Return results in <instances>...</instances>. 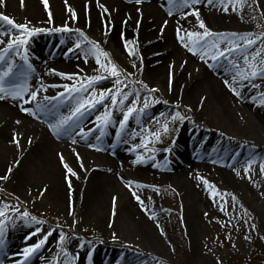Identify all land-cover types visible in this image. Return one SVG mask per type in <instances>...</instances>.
Returning a JSON list of instances; mask_svg holds the SVG:
<instances>
[{"label":"rangeland","instance_id":"rangeland-1","mask_svg":"<svg viewBox=\"0 0 264 264\" xmlns=\"http://www.w3.org/2000/svg\"><path fill=\"white\" fill-rule=\"evenodd\" d=\"M258 3L259 8L255 4H252V0H247V5L243 9H239L238 7L237 11H232L230 7L228 12H224L218 3L212 5L213 15L223 18L222 23H219V25L221 24V30H218L217 25L215 26V21L212 16H202L200 9L204 7L203 3L196 7L199 9L201 19L204 20L206 26L213 32L254 33L259 35L261 32H264V0H258ZM141 5H149L153 10H158L165 15L164 11L160 8L162 4H159V0H143ZM248 5H251V7ZM184 10L189 12L192 9ZM207 11L209 12V8H207ZM0 13L13 18L16 23L30 22V27L47 29L48 27H60L65 24L60 23L56 25L54 20L51 24L47 22L46 24H37L35 21L37 18H41L42 16L45 18L47 16L44 14L41 16L38 13V9L34 8V4L31 5L30 2L28 3V0H24L23 7H21L20 0H4L3 3H0ZM37 15L39 17H36ZM66 15L71 20L68 26L75 29L72 25L78 17L77 12L75 20L72 19L69 11ZM251 16H255L256 19H250ZM45 19L47 20V18ZM186 21L185 31H203L196 26L197 22L194 16H187L184 19V22ZM8 27L0 21V32L7 31ZM46 36L51 37L46 39ZM91 36L93 35L91 34ZM0 37L7 40L6 36ZM78 38L79 35L76 32H53L50 35L49 31H47L33 36L30 40L40 46L54 41L55 46L61 45L68 49V47L75 46L74 42ZM62 40L64 41L63 44L61 43ZM93 41H97L101 49L109 53V58L112 62L119 65L125 73L135 74L127 78L123 75L120 77L129 84V87L125 88L124 91H138L142 102L147 93L135 81H143L149 88L154 87L159 89L152 96L160 100L161 103L150 106L144 113L139 114V119L136 116L132 117L126 129L121 134V138H117L116 136V133L119 131V125H117L112 128H105L108 131L106 132L104 130L106 135L103 137L105 139H102L103 137L100 140L96 139L99 136L98 129H96L95 132H98V134L90 133L88 135L89 138L91 137L90 140L80 143L76 137L79 135L80 130L83 129V131L88 132L91 125L96 127V123H98L96 117L106 107L113 112L115 117L122 116L119 106L115 109L111 107L110 99H106L102 104H97L95 108L86 112L77 122L78 126L76 128L71 127L68 131L71 132L70 137L72 141H76V143L72 142L73 145L84 149L87 153L85 156L79 155L80 159L78 160L76 153L73 150H68L67 156L73 165V168H71L77 173V176L61 175L62 188L55 187L56 176L54 180L51 179L53 181L52 183H54L51 185L49 183V175L32 171L37 167L39 169L41 167L49 169L52 160L56 164H59L57 167H61L66 171L57 151L49 153L51 157L50 161L47 159L44 160V156L40 160L33 158V156H30L29 159L28 157L25 158L26 154H23L22 151H25L26 138H21L16 135L18 139L21 138L20 146L17 147L12 143L9 132L13 130L8 127L7 121L11 113L4 108H0V112L8 117L2 123L0 121V154L6 149V146L13 147L15 150L14 155H12V158H9L8 162L5 158L6 153L4 154V159L0 158V175L7 174L6 170L9 166L13 169L11 174H9L8 180H0V207H3L5 204L18 207L21 211L26 210L31 216L44 222L40 225L31 222L26 224L18 218L17 213L9 211L8 215L14 216L16 219L14 223L10 222L7 227L12 226L13 228L18 227L19 229L27 227L23 231L25 234L21 238V242H28L25 244V247L29 246V243L33 244L38 241L46 232H53L46 244L39 251L38 257L36 258V254L33 255L27 261V264H55L57 259L63 261L64 255L59 245V234L61 232L71 237L70 241L65 245V248L71 256H78L73 261V264H89L91 262L92 264H99L92 260H99L101 258L104 261L103 257L113 258L116 256L126 260L127 257L133 258L135 259L132 260L134 261L133 264H264V239H262L264 237V173L260 172V165L264 164V129L253 130L246 126L239 132V138H237L239 139L238 142H240L239 146L254 161L251 163L249 172L244 171L246 167H249V161L244 166H241L237 158H231L232 166L226 167V171L229 172L238 168L239 175H234L229 181L218 175L213 169L208 168L204 161L195 160L201 167L195 168L194 172L186 175L187 182L190 183L192 181L190 185L192 191L189 192L188 190L186 192V186L182 185L181 187L175 180H171L167 176L169 162L174 160L179 152H185L188 155L193 154V157L199 156L201 153L211 155L212 148L206 150L203 148L209 139L206 137L213 132L221 136H231L229 134L230 132L226 130V126L219 123L216 118L220 112L217 108L213 107V100H210V102V98L203 101L200 100L201 96L205 93L202 86L196 87L191 92L192 94L195 93V98L191 99L188 97L186 100H182L177 94V87L180 84L178 78L181 70H165L162 81H158L150 75H142L139 72L127 69L107 48L105 43L98 40ZM226 46V42L222 41L221 47ZM82 47V58H80L79 62L82 64L83 70L74 77L83 80L87 76L106 75L99 69L93 56L84 55L87 47ZM261 48H264V45L258 41L252 49L245 51L241 48L228 58L234 59L243 65V55H249L251 59V54ZM261 56H264V51L261 52ZM12 57L13 54H10L7 59L11 61ZM101 60L104 62L105 58L101 57ZM15 62L16 60L14 59L13 63L15 64ZM5 67L6 64H0V71L4 70ZM188 72L191 75L194 74L192 71ZM21 73L24 72L20 69L18 71L20 79H22V76H20ZM186 74L187 70H184L182 75L184 76ZM54 76L59 80L51 82L47 77L40 79L27 77V80L31 79L35 82L34 84L28 85L31 88H37L41 83L45 86L51 84L63 85L65 83L71 85L75 83V80L68 81L59 76ZM170 79L171 90H169ZM254 82L260 84L261 87L259 89H251L243 85L242 87L247 92L259 96V93H264V80L257 79ZM159 83H161L160 86L156 85ZM244 83L246 84L247 82ZM77 86L79 85L77 84ZM115 87L112 78L100 81L95 85L97 93L105 89L114 90ZM119 87L123 88V85ZM218 90H220L223 99L232 102L231 97H229L230 95L221 88L219 83L215 91L217 92ZM61 91H63V88L49 87L46 92L41 93L40 97L43 98L44 95L50 97L55 96ZM82 95L86 96L87 93H83ZM118 99H122V97ZM132 99H135V96H130L129 100L125 101L123 106L125 110ZM189 100H194V102L191 103ZM163 101H167V103H163ZM54 102L55 107L54 105L53 107L49 106L48 109L52 113H56V115H50L47 111H44V113L49 115V120L47 122L37 120V122L42 123L46 128L49 127V123H54L59 115H67L69 109L76 103L75 100ZM177 104L179 108L176 107ZM140 106H142V103ZM175 111H179L186 119L182 122H170V116ZM15 120H18V118H15ZM156 121H159V123ZM166 121H168L169 132L164 134L161 131V140L159 142L154 141L150 136V132L161 130V126ZM133 133L138 134L135 139L132 138ZM186 134V137L192 135L191 137L194 139L202 138L194 147H189L188 140H182ZM110 135L112 137L108 138ZM141 137H147L148 140H152V143H149L147 148L140 147L133 151V148L141 143ZM217 138L222 140L221 137ZM4 140H6L5 143ZM90 141L92 143H89ZM213 141L217 143L216 139H213ZM89 144L95 145V148L101 150L96 151L95 148L89 147ZM221 144L227 145L231 155L238 153L236 150L231 149L225 141H222ZM119 145L134 160L138 155L144 160L143 163L134 164L133 162H129L127 165L121 160L122 157H118L115 160L116 164L120 165L119 168L122 172L129 178L135 180V182L131 183V190L135 191L144 201L143 205H141L132 198L134 199V204L140 209H147V211L153 212L155 218L161 219L163 222L162 226L156 227L151 232V238L149 235L150 239L148 240L146 237H141L140 234L142 232L138 233L133 230L141 223L137 215H134L135 217L133 219L127 220L125 223L120 222V218L117 216V201L115 204V215H113V199L110 207L108 204L111 197L116 195L114 192H108L104 200L88 198L81 203L79 202L83 194H87L95 187V178L92 175L86 176L92 174L97 169V161L94 155H101L103 152H108L107 149L112 150ZM153 148L155 151L150 150ZM166 149L169 151H165ZM38 151L39 149L33 151L31 154L35 155ZM89 152L91 153L89 154ZM46 156L49 157L48 155ZM152 157H155V159ZM217 157L218 160L223 158V156ZM31 160H36V165L35 163H31ZM81 164H83V167H81ZM68 180L71 181V189L68 187ZM204 180H207L214 187L209 188L208 185L203 183ZM119 181L124 186L127 184L125 180L119 179ZM137 184L141 185V187H136ZM127 188L129 189V187ZM214 192L218 194L214 195ZM92 202L94 204L97 203V208L102 204H107V208L103 209V211L89 213L90 211L87 210L93 205ZM221 207L225 211H221ZM120 209L121 207H119ZM70 210L73 212V215H69ZM70 225L73 227L70 228ZM252 225L255 227L252 228ZM37 228L41 231L37 235L32 236L31 239H27ZM161 231H163V235H161ZM113 233H115V238L113 237ZM245 237H249V239H245ZM0 239L3 240V244L0 245V262L2 264H15V261L22 259L16 253L17 246L15 247L12 242L5 238ZM17 249L20 251L23 248L18 247ZM89 253L91 254V259H88Z\"/></svg>","mask_w":264,"mask_h":264},{"label":"bare ground","instance_id":"bare-ground-1","mask_svg":"<svg viewBox=\"0 0 264 264\" xmlns=\"http://www.w3.org/2000/svg\"><path fill=\"white\" fill-rule=\"evenodd\" d=\"M29 2L31 5L34 4V8L38 9V13H40L41 16L42 14L47 16L45 17L47 20L43 16L37 18L35 20L37 24H46L48 21V11H51L52 18L56 25L60 23H67L70 25L71 20L66 13L68 12V8L72 7L78 14L72 27L83 30L90 40H98L105 43L107 48L129 70H134L142 75H150L158 81H162L165 70H181L178 78L180 84L177 87V94L182 100H186L188 97L191 99L195 98V93L192 94L191 92L196 87L202 86L204 88L205 93L201 96L200 100L203 101L207 98H210L209 102L210 100H213V107L217 108L220 112L216 118L219 123L226 126V130L229 131V134L231 135L221 136L214 134L215 132H213L210 134V137H221L222 140L228 142L231 149L236 150L238 153L231 155L228 148H224L221 145L215 147L212 139L207 141L203 149L206 150L212 148V153L223 156L221 161H218V158L214 155L212 156L201 153L199 156L193 157V154L188 155L187 153H177L176 158L168 164L167 176L171 180H175L181 187L182 185L187 188L189 186L188 189L186 188V192H188V190L189 192L192 191L190 186L192 181L190 183L187 182L186 175L194 172L195 168L201 167L196 161H204L208 168L213 169L218 175L229 181L238 173V168L229 172L226 171V167L232 166L231 158H237L239 161L238 163H240L241 166H244L247 161H253V159L245 153L243 148L239 146L240 142H238L239 139L237 138H239V132H241L246 126L253 130L264 129V106H258L260 103L259 96L247 92L242 85H234L237 90L241 92L239 98L234 96L232 92L229 91V88L225 86V79L231 81L234 74L233 71L229 70V58H221L218 61H212L206 58L207 63H205L199 58V55H193L182 46V43L177 39L176 29L178 27L182 28L183 31H181V35L185 34L184 27H186L187 21L184 22V18L181 17L182 12H186V10H177L176 8H173V15L168 16L167 10L169 5L167 0H159V4H162L160 8L164 11L165 15L158 10H153L149 5H137L134 0H99V4H103L108 8L109 11L107 13L103 12V9L97 3V0H67V2H65V0H48V11L43 7L44 4L42 3V0H28V3ZM207 8H209V12L207 11ZM200 10L202 16H212L215 21V26L217 25L219 28L218 30H221V24L219 25V23H222L223 18L216 15L214 16L211 6L204 5ZM36 17L39 16L37 15ZM125 21H127V23H125ZM164 21H167V26L163 28V33H161ZM51 28L53 27H48L47 29ZM105 32H107V35H105ZM91 34L94 36V39ZM0 39L3 38L0 37ZM125 41H130V47L136 49L137 54L135 56L130 57L127 54L124 47ZM2 47L3 45H0V48ZM74 47H68V49ZM57 48V54L55 56L54 54L51 55L54 61L52 69L72 74L74 76L83 70L82 64L79 62L80 58H82L81 50L69 52L68 49L64 47ZM41 53L42 52L37 53V55L40 56L37 57L39 60L42 57ZM133 63L136 64V68H133ZM184 70H187V74L183 76L182 74L184 73ZM188 71H192L194 74L191 75ZM36 74L39 75L42 73L37 72ZM42 76H48V79L52 82H55L56 80V77L51 74L43 73ZM218 83L221 88L230 95L229 97H231L232 102L223 99L220 90L217 92L215 91L216 87H218ZM156 85L160 86L161 83ZM29 90L31 89L29 88ZM253 96L257 97L255 101L252 99ZM25 97L27 98V94H25ZM190 102L192 103L194 100ZM21 104L22 101L5 99L0 101V108H4L11 113L9 120H7L8 127L13 130L12 132H9L10 139L13 138V135L26 138L25 151H22L23 154H26L25 158L28 157L29 159L30 156H33V158L40 160L44 156V160L47 159L50 161L51 157L49 153L57 151V154L60 156L63 155L64 161L68 166L73 168V165L70 163L67 156L68 150H73L76 154L81 156H85L87 151L73 145L72 138L70 137L71 132L68 131L67 133L56 135L49 127L46 128L34 121V118L37 120L41 118L48 121L49 116L44 113V111L37 112L35 117L27 115L19 110ZM23 106L32 108L33 111H36L35 103ZM14 117L18 118L21 123L17 124V120H15ZM5 118L8 119V117L0 112L1 123L5 121ZM120 119H122V116L115 117V115H113V122L108 125V127L112 128L119 125ZM94 128L95 126L91 125L90 129L92 130ZM186 136L187 134L184 135L182 139L183 141L190 140L188 139L189 137ZM21 138H19V140ZM79 139L81 138L79 137ZM200 139H192L190 141L193 142V145H196ZM6 140H4V143ZM29 141H31V143H29ZM38 149L39 151L35 155L31 154ZM14 151L13 147L6 146V149L0 154V158L4 159V154L6 153L7 155L5 158L8 162L9 158H12V155H14ZM90 153L91 152H89V154ZM94 156L98 162H96L97 169L93 173L91 172L92 174L86 176L92 175L93 178H95V187L87 194H83L79 202L81 203L88 198L104 200L108 192H114L116 195H113V197L117 198V216L120 218V222L125 223L127 220L133 219L135 217L134 215H137L141 223L133 230L138 233L142 232V234H140L141 237H146L147 240L150 239L151 232L155 230L157 225L162 226L163 222L161 219L155 218L153 212L151 213L147 211V209H140L134 204V199H132L133 196L131 195L132 190L130 191V189L122 185L119 179L127 182H135V180L126 176L119 168L120 165L115 162L116 158L122 157L121 160L127 165L129 162H133L134 158L130 154H127L122 146L121 148L117 147L115 150L103 152L101 155ZM30 162L33 164L35 163L36 165V160H31ZM51 162L52 164L49 169L43 167L39 169L37 167L32 171L39 173L42 172L43 174L49 175L50 180H48L51 185L54 184L52 183V180H54L56 176L55 187L62 188L60 176L68 174L61 167H57L59 164H56L54 160ZM113 197L110 199L108 204L109 207ZM92 204L93 205H91L90 209L87 210L90 211L89 213L103 211V209L107 208V204H102L98 208L96 206L97 203L94 204L92 202ZM119 207H121L120 210ZM26 228L27 227L19 229L18 227L13 228L12 226H9L6 228L5 234L2 237L7 238V240L12 242L15 247L17 246V254L22 251L21 249L18 251L17 248L21 247L24 249L25 244L28 243H26V241L21 242V238L25 234L23 231H25ZM30 245L31 244L29 243V246ZM38 255L39 252L36 253V258ZM130 259L135 260L133 258ZM130 259L127 257V261H130Z\"/></svg>","mask_w":264,"mask_h":264},{"label":"snow or ice","instance_id":"snow-or-ice-1","mask_svg":"<svg viewBox=\"0 0 264 264\" xmlns=\"http://www.w3.org/2000/svg\"><path fill=\"white\" fill-rule=\"evenodd\" d=\"M4 0H0V3H3ZM67 2V0H65ZM143 0H135L137 5L141 4ZM169 8L167 10V15H173V8L177 10L183 9H192L189 12H182V17L186 19L187 16L191 15L195 17L197 22L196 26L203 31H185L184 35H181L182 28L178 27L176 29V35L178 41L182 43V46L185 47L190 53L193 55H199V58L207 63V59L212 61H218L221 58L227 59L232 56L233 53L239 51L243 48L245 51L248 49H252L257 42L264 45V32H261L259 35L254 33H245V34H237V33H216L211 31L205 24L204 20L200 17L199 9L196 7L197 5L204 4L205 6H212L218 3L221 9L224 12H228L231 7L232 11H237L239 9H243L245 5H247V0H167ZM44 4L45 10L48 11L49 5L48 0H42ZM99 4V0H97ZM21 7L24 5V0H20ZM252 4H255L257 8H259L258 0H252ZM99 6L103 9L104 13H107L109 10L103 4H99ZM251 7V5H248ZM68 11L71 13V17L73 20L76 19V12L69 7ZM250 19L255 20V16H251ZM0 21L6 24L8 30L5 32H0V36H6L7 40L0 39V45H3L0 48V64H6L4 70L0 71V101L5 99H11L13 101H22L19 110L24 112L27 115L36 116L37 112L47 111L50 115H56V113H52L50 109H48V105L52 103V101L62 102L63 100H75L76 103L69 109L67 115H59L54 123L49 124L50 130L56 134L60 135L62 133H67L69 128L72 127L77 121H79L86 112L95 108L97 104H102L106 99L111 100V107L115 109L116 107H120L122 119L119 121V131L116 133L117 138H121V134L126 129L129 120L136 116L139 119V114L145 112V110L149 109L150 106H154V104L161 103L160 100L155 99L152 94L159 91L158 88H149L147 84H144L143 81L136 80L135 83H139L141 87L146 90L147 95L144 96L143 101L140 100V94L138 91L133 90L131 92L124 91L125 88L129 87V84L122 80L120 77L123 75L126 78L134 76V73H125L119 65L112 62L109 58V53L101 49L100 44L97 41L90 40L83 30L77 28L72 29L65 23L60 27H53L51 29H45L40 27H30V22L27 23H16L13 18H10L8 15L0 13ZM53 22L52 13L48 11V21L47 23L51 24ZM127 23V21H125ZM167 26V21H164L163 27L161 28V33H163V28ZM55 32V33H71L76 32L79 35V38L74 42L75 47L69 48L68 51L72 52L74 50H82L83 47H87V51H84V55H91L95 58L96 64L99 66V69L103 71L106 75H95V76H87L84 77L83 80L78 77H74L72 74H67L64 72L57 71L55 69H50L46 74H52L61 77L62 79L68 81H74L73 84H51L45 86L43 83L40 84L39 87L34 90H29V85L27 83V75L21 73L20 76L23 78V82H18V74H17V66L7 58L10 54H14L18 56L21 61L24 62V65L27 67L29 72L34 71L32 65L29 63L28 56V48L29 40L39 34L44 32ZM107 35V32H105ZM226 42V47H221V42ZM242 42V43H240ZM63 44L64 41L62 40ZM131 42L125 41L124 47L127 51V54L132 57L137 54L135 48L130 47ZM264 51V48L254 51L251 54V59L249 55H243V65L238 63L234 59H229L228 63L230 65V71H233L232 80L229 81L225 79L224 84L229 91L236 97L241 96V92L237 90L234 85H243L244 87H248L251 89H259L261 87L260 84L255 83L254 81L257 79L264 80V56H261V52ZM101 57L105 58V61L102 62ZM259 58V59H258ZM133 68H136V64L133 63ZM112 78L115 89H105L97 93L95 89V85L100 81L105 79ZM244 82H247L246 84ZM77 84L79 86H77ZM7 85V86H6ZM123 85V88L119 87ZM63 88V91L59 92L55 96H47L44 95L42 101L39 99L42 92H46L48 88ZM169 90H171V79L169 80ZM83 93H87V95H82ZM27 94V98L25 97ZM130 96H135V99L131 100V103L127 106L126 110L124 109L125 101L129 100ZM98 97V98H97ZM122 97V99H118ZM252 99L255 101L257 97L253 96ZM259 105L264 106V93H259ZM47 102V103H43ZM36 104V111H33L32 108L24 107L23 105ZM142 103V106H140ZM163 103H167V101H163ZM179 108V105H176ZM191 110V109H189ZM186 119L185 116L181 115L179 111H175L170 116V122L184 121ZM96 129L99 130L100 135L96 137L97 140H100L102 136L105 135L104 129L108 127L113 122V112L109 110V108H105V110L96 117ZM159 123V121H156ZM17 124H20L21 121L17 120ZM91 129L88 132L80 130L78 133L82 138H87L91 133ZM161 131L164 134L169 132L168 121H166L162 126L161 130L156 132H150V136L154 141L159 142L161 140ZM137 133L132 134V138L135 139ZM76 143L75 140L72 141ZM12 143L17 147L20 146V140L16 135H13ZM31 143V141H29ZM152 143V140H148L147 137H141V143L136 145L133 148V151L136 148L144 147L147 148L148 144ZM89 147L95 148V145L89 144ZM96 151H100L101 149L95 148ZM151 151H155V149H150ZM165 151H169L166 149ZM77 155V159L79 160V154ZM155 159V157H152ZM60 161L63 164V167L66 169V173L70 176H77V173L73 171L71 167L64 161L63 155L60 156ZM144 160L141 156H137L133 161L134 164L143 163ZM254 161H249V167L244 169L245 172L250 171L251 163ZM18 163V162H17ZM83 167V164H81ZM12 167L9 166L7 168V174L0 175V180H8L9 174L12 172ZM260 172L264 173V164L260 165ZM239 175V173H237ZM67 179V176H66ZM131 181L127 182L125 185L129 187L131 191ZM203 183L208 185L209 188H213L214 186L210 185L207 180H204ZM68 187L71 189V181L68 180ZM136 187H141V185L137 184ZM156 190V189H154ZM158 191V190H157ZM218 194V193H213ZM43 195V193H41ZM131 195L133 198L141 205H143L144 201L141 197L135 192L131 191ZM235 199V197H233ZM116 197H113V215H115V204ZM15 212L18 214V218L23 220L26 224L31 222L37 225L44 223L43 221L38 220L36 217L31 216L28 211H21L18 207H13L5 204L3 207H0V238H2L5 234L6 227L10 222L14 223L16 217L8 215V212ZM221 211H225L223 207H221ZM69 215H73V212L70 210ZM207 215V214H206ZM152 218V217H150ZM75 223V221H74ZM247 223V221H245ZM59 227V226H58ZM72 228L73 226H69ZM159 227V225H157ZM252 228L255 226L252 225ZM41 230L39 228L36 229L35 232L31 233L27 239H31L32 236L37 235ZM54 231V230H53ZM53 234L52 231L46 232L38 241L31 244L30 246L22 249L21 252L18 253L22 259L15 261V264H27V261L39 252L43 246L48 241V238ZM161 235H163V231H161ZM113 237L115 238V233H113ZM71 237H69L66 233L61 232L59 234V245L60 250L63 252L64 260L60 261L57 259L55 264H73V261L78 258V256H71L70 253L65 248V245L70 241ZM245 239H249V237H245ZM264 239V237H262ZM3 244V240L0 239V245ZM83 247V245H81ZM89 259H91V254L89 253ZM2 264V262H0Z\"/></svg>","mask_w":264,"mask_h":264}]
</instances>
